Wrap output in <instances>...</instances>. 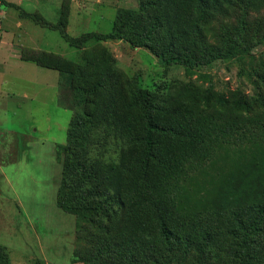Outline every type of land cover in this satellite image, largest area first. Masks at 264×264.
I'll return each mask as SVG.
<instances>
[{"label":"trees","instance_id":"1","mask_svg":"<svg viewBox=\"0 0 264 264\" xmlns=\"http://www.w3.org/2000/svg\"><path fill=\"white\" fill-rule=\"evenodd\" d=\"M241 2L140 0L138 10L116 13L109 32L78 36L66 29L69 6L54 23L20 11L79 52L67 59L39 51L31 60L58 70V89L69 95H59L71 119L65 145L56 146L62 155L56 205L94 223L96 255L110 264H180L193 252L202 264H223L224 252L238 264L255 259L251 248L264 223V107L174 84L165 91L144 87L85 48L92 39L123 40L163 67L200 71L236 54L228 29L220 36L229 48L219 49L204 28ZM236 209L253 215L244 219ZM229 237L238 238V249H227ZM0 264H8L1 246Z\"/></svg>","mask_w":264,"mask_h":264},{"label":"rangeland","instance_id":"2","mask_svg":"<svg viewBox=\"0 0 264 264\" xmlns=\"http://www.w3.org/2000/svg\"><path fill=\"white\" fill-rule=\"evenodd\" d=\"M71 1L68 33L72 36L109 32L118 11L138 10L140 4V0ZM48 2L52 5L41 9L47 12V19L57 17L60 4L62 10L70 7L69 0ZM259 3L255 6L243 0L209 21L204 28L207 42L228 49L220 36L228 29L238 50L227 61L215 62L200 71L187 73L181 66L163 67L148 50L123 40L92 39L85 48L120 71L123 78L136 79L144 87L165 91L174 84L230 101L242 98L262 111L264 0ZM36 27L44 33L41 41L49 44L48 50L68 58L77 56L76 49L65 43L57 30ZM88 71L93 69L89 67ZM58 81L59 72L30 62L11 59L7 69L0 68V246L8 264H110L104 256L96 255L100 243L94 223L79 222L56 205L62 161L56 146L65 143L71 119V110L59 104V95L69 96L68 90L58 89ZM236 210L244 219L253 215L245 209ZM221 232L220 238L226 233L224 225ZM237 239L229 237L223 243L227 249L236 250ZM113 244L119 251L115 241ZM251 249L255 256L252 264H264V223ZM223 257V264H238L227 252ZM180 264L202 262L193 252Z\"/></svg>","mask_w":264,"mask_h":264},{"label":"crops","instance_id":"3","mask_svg":"<svg viewBox=\"0 0 264 264\" xmlns=\"http://www.w3.org/2000/svg\"><path fill=\"white\" fill-rule=\"evenodd\" d=\"M69 2L70 15L72 1L69 0ZM8 3L15 4L18 8L10 6ZM49 5H52V3H49L48 0H0V68L3 66V68L7 69L10 66V60L15 59L21 61L22 63L30 62L36 66L58 72L56 69L39 65L35 61L31 60L32 54L39 51L53 53L67 59L77 58L79 52L76 48L77 56L75 58H68L62 54L48 50L49 44L46 41H41V37L44 36V33L39 31L36 26L38 25L47 29L52 28L41 26L32 19L19 14L21 10L28 13H37L46 21L54 23L59 17L61 4L58 7L57 17L54 19L45 18L44 14L47 15V12H42L41 10ZM69 15L66 26L67 32L69 29ZM62 40L65 41L63 38ZM65 43L67 42L65 41ZM17 66L18 65H16V67Z\"/></svg>","mask_w":264,"mask_h":264}]
</instances>
